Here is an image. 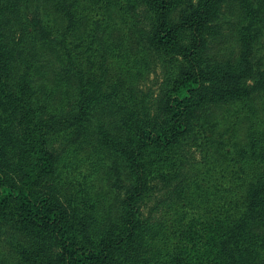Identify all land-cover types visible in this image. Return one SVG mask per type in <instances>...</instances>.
Returning a JSON list of instances; mask_svg holds the SVG:
<instances>
[{"label": "trees", "instance_id": "1", "mask_svg": "<svg viewBox=\"0 0 264 264\" xmlns=\"http://www.w3.org/2000/svg\"><path fill=\"white\" fill-rule=\"evenodd\" d=\"M141 2L152 10L150 44L182 57L159 110L138 93L152 64L134 32ZM263 3L36 0L29 57L3 26L25 27L31 0H0V219L10 228L0 264H264V61L256 53ZM227 24L241 45L234 61L209 42L211 26ZM256 79L260 94L247 85ZM226 97L241 106L222 128L206 105ZM94 108L111 118L100 141ZM58 117L80 132L54 152ZM189 140L203 143L207 159L184 179ZM118 169L126 187L115 206ZM158 181L177 186L161 217L147 221L140 202ZM69 188L77 202L66 203Z\"/></svg>", "mask_w": 264, "mask_h": 264}, {"label": "rangeland", "instance_id": "2", "mask_svg": "<svg viewBox=\"0 0 264 264\" xmlns=\"http://www.w3.org/2000/svg\"><path fill=\"white\" fill-rule=\"evenodd\" d=\"M27 1V0H25ZM264 2V0H261ZM32 4L30 6H25V11L23 15L26 16L24 21L27 22L25 27H19L20 25H15L13 22L7 20L3 26V33L7 36V41L11 43L15 48L25 47L29 57H32L33 52L36 49V43L38 39V20L39 13H34L36 0H31ZM93 3V1L89 2ZM264 5V3H263ZM135 19L137 21V26L135 29L136 38L141 39L144 44L148 47L151 54L152 64L146 77L140 82L138 87V93L141 100L145 102V105L149 109L159 110L165 101L167 94V79L170 71L175 68V66L182 61V57L177 53L176 50L165 52L161 49L155 48L150 44L147 34L150 31L152 23V10L144 3H140V6L135 11ZM178 13L175 12L176 20ZM16 17H21V15H16ZM229 24V23H228ZM216 26L212 25L209 31V42L212 50H216L217 54L222 60L234 61L236 54L240 49V43L237 39L233 37V30L229 25ZM34 31L32 32V30ZM219 32L220 37H216L215 34ZM184 36V35H183ZM260 41L257 48V55L261 61H264V30L261 33ZM41 39V38H40ZM180 43H183L182 40ZM28 48L30 50L28 51ZM257 58V60H258ZM251 80L248 82V87L259 88V94L263 90L260 85L259 80ZM33 82V81H31ZM21 84V81H20ZM209 111V116L217 117L220 121L222 128L228 125L229 118L234 115V112L241 106V102L237 98H221L215 101H209L206 105ZM91 116L96 119L99 129L93 128L92 134L95 140L100 141V136L103 132L102 127H104L109 121H111L110 116L104 115L102 110L99 111L98 108H94L91 111ZM62 117H58L52 120L53 124H57V127L52 130V135L50 137V143L52 145L54 152H61L66 146L74 143V141L79 137L80 128L75 125H67L61 122ZM61 124V125H60ZM64 124V125H62ZM246 125L242 124L240 126V136H244ZM91 151V149H90ZM183 161H184V179L196 175L199 170L205 166L207 159V150L205 149L203 143L199 140L192 141L189 140L183 144ZM95 157L90 155V159ZM119 173V181L115 184L114 179L110 178L107 174V178L113 188V197L111 199L112 203L117 206L120 200L124 196V189L126 187V182L122 180V175ZM183 182V181H182ZM99 184V183H98ZM155 191L153 196L149 200L141 201V217L147 221H156L162 215V210L164 205L170 199L174 188L177 186V182L165 183V182H155ZM101 188H106V185L100 186ZM98 188V189H101ZM67 202L71 200H76V192L72 191L71 188L66 189L65 192ZM83 206H86L87 197L83 199ZM10 233V228L8 224L0 219V240L5 243L6 237Z\"/></svg>", "mask_w": 264, "mask_h": 264}]
</instances>
